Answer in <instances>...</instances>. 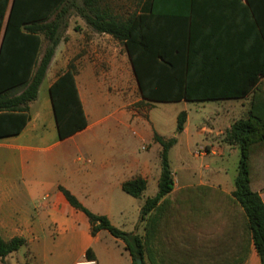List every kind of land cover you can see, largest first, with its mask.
I'll return each instance as SVG.
<instances>
[{
  "label": "crops",
  "instance_id": "crops-1",
  "mask_svg": "<svg viewBox=\"0 0 264 264\" xmlns=\"http://www.w3.org/2000/svg\"><path fill=\"white\" fill-rule=\"evenodd\" d=\"M152 2L139 0L138 14L149 13ZM156 12L160 38L163 42L172 41L173 71L178 72L174 79L180 77L183 84L202 88L201 91L206 93L224 94L244 91L252 79L258 78L256 91L263 89L261 94L264 96V76L260 74L264 69V37L257 30L244 0H157ZM78 20L85 22L81 17ZM93 36L90 43H83L78 49L82 48V52L106 50L105 41L114 40L96 32ZM127 60L132 68L127 51L120 56L119 62L113 63L119 68ZM78 63L79 69L83 70H90L97 64L89 62L86 56H82ZM51 64L39 94L45 81L50 79V90L58 77L69 69L66 62V71L56 75L55 70L59 69L52 68ZM107 64L109 66L111 62ZM93 80L95 83L98 79ZM76 82L87 116L86 129L60 140L51 97L49 102L34 106L38 94L30 103L31 120L26 128L18 135L0 138V236L5 241L20 237L27 242L25 247L6 258L10 264L12 260L16 264H77L85 259L96 260L98 264H132L124 242L107 230L94 236L88 217L72 207L60 191L61 187L68 190L85 208L96 215L106 216L116 228L145 235L146 222H140L141 209L145 201L158 192L143 200V196L134 198L126 194L122 186L126 181L142 177L148 186L152 180L158 187L161 166L148 156L134 152L126 137L116 135L119 128L128 129L140 144L149 147L147 152L156 147L158 155L162 148L154 141L155 133L166 139L175 137L178 142L182 136H186L188 142L195 134L205 137L207 153L201 156L195 153L196 157L225 160L240 156L237 146L224 141L227 131L237 120L223 124L218 130L208 123L194 133L186 111L185 129L177 135L160 129L151 116L152 109L141 114L116 110L110 116L90 122V112L94 111L89 101L95 104L96 99L85 98L79 86V76H76ZM255 92L240 99L211 97L199 101L248 102L244 114L247 118ZM141 100L145 104L151 103ZM242 106L231 105L229 110L233 112ZM47 121L52 139L47 141V146H42L49 140L44 129ZM121 144L125 148L123 153L119 147ZM206 171L208 173L200 175L197 180L187 179L184 185L174 176L175 188L207 186L227 194L236 190V178L232 180L224 167L216 169L208 165ZM255 180L264 202V174ZM23 249L20 257L19 252ZM0 264H4L1 258ZM246 264H261L253 245Z\"/></svg>",
  "mask_w": 264,
  "mask_h": 264
},
{
  "label": "trees",
  "instance_id": "trees-1",
  "mask_svg": "<svg viewBox=\"0 0 264 264\" xmlns=\"http://www.w3.org/2000/svg\"><path fill=\"white\" fill-rule=\"evenodd\" d=\"M257 30L264 37V0H244ZM138 8V5H137ZM157 0L149 13L122 14L112 0H0V138L20 134L31 120L30 103L38 97L56 50L73 13L98 34L121 43L129 56L140 96L151 103L201 102L204 98H245L254 93L258 78L244 91L206 93L183 84L173 71L172 41L159 36ZM259 9L261 12L259 13ZM262 19V20H261ZM46 43L42 53L43 44ZM264 76V69L260 71ZM73 65L52 84L50 97L58 135L64 140L88 126ZM186 81V80H185ZM177 82V83H175ZM258 88L247 118L237 120L225 135V143L240 151L236 190L227 194L207 186L176 189L169 154L177 144L154 134L161 146L158 193L148 198L140 215L145 235L128 233L112 225L106 216L92 213L63 187L60 191L72 207L89 219L95 236L107 230L125 244L132 264H246L253 245L264 264V202L256 180L264 174V96ZM188 120L178 116L177 133ZM148 182L142 177L126 181L123 191L141 198ZM24 238L5 241L0 236V258L25 247ZM89 253V251H88Z\"/></svg>",
  "mask_w": 264,
  "mask_h": 264
},
{
  "label": "rangeland",
  "instance_id": "rangeland-1",
  "mask_svg": "<svg viewBox=\"0 0 264 264\" xmlns=\"http://www.w3.org/2000/svg\"><path fill=\"white\" fill-rule=\"evenodd\" d=\"M114 5L117 6V11L126 14L133 13L137 8L139 0H112ZM77 14L73 13L69 20V28L64 33L63 39L58 46L54 60L51 64L52 68L59 69L55 70L56 75H60L66 71L64 63H68L67 66L73 65L77 70V76H79V86L81 92L88 99L95 97V104L93 101L90 102V107L94 113L90 112V122L95 119H102L110 116L113 111H125V112H137L139 114L146 113L152 109L151 116L154 122L160 127L163 132H175L177 135V121L178 116L181 112L187 111L190 117V126L194 133H196L203 126H208V123L213 126L214 130H218L223 124H228L234 120L244 118L248 110V102L241 103H218V102H176V103H146L141 100L140 92L138 89L137 81L134 76L133 70L130 67V63L127 60L126 63L121 65L119 68L115 66L113 62L120 61V56H124L126 53L125 47L115 40L111 42L105 41V49L94 52L93 49L84 50L78 49L83 43H90L94 36L93 30L87 26L83 21L78 20ZM46 43L43 44L42 53L44 52ZM82 56H86L89 62L97 63L96 66L90 70L79 69V60ZM103 62L102 64H100ZM111 62V64H107ZM105 63V64H104ZM87 65V64H85ZM119 63H117V66ZM114 66L116 68H114ZM89 73V75H87ZM91 74L95 76H91ZM98 79L93 83V79ZM81 78V79H80ZM49 80L45 81L38 98V102L34 106H41L44 101L49 102L50 92L48 89ZM231 105H243L235 111L229 110ZM99 106V107H96ZM146 119V116H144ZM51 119V123H52ZM46 127L45 133L48 135L46 143L42 146H47L52 139L51 131L48 121L45 122ZM118 133V134H117ZM116 135L126 137L128 143L131 142L132 150L139 153L141 156H148L156 164H160V154L158 150L153 147L149 152V147L139 143V140L129 130L118 129ZM117 140V139H116ZM205 137H198L196 134L191 142H188L186 136H182L170 151L169 158L172 168V172L178 183L181 185L186 184L187 179L197 180L200 175H205L206 166L211 165L212 168L224 167L229 177L234 180L239 171L240 156H231L225 160L222 158L215 157L214 159L196 157L195 153L200 150H204ZM145 146V150L143 149ZM124 152L125 148L123 144L119 146ZM161 153V151H160ZM207 153V152H206ZM240 153V151H239ZM158 192L157 185L151 180L147 191L144 193L141 199L153 197ZM23 250L19 252V256H23ZM12 264H16L12 260Z\"/></svg>",
  "mask_w": 264,
  "mask_h": 264
},
{
  "label": "built area",
  "instance_id": "built-area-1",
  "mask_svg": "<svg viewBox=\"0 0 264 264\" xmlns=\"http://www.w3.org/2000/svg\"><path fill=\"white\" fill-rule=\"evenodd\" d=\"M206 152H207L206 149H204V150H200V151L197 153V155H198V156L205 155ZM77 264H98V262H97L96 260L85 259L84 261L79 262V263H77Z\"/></svg>",
  "mask_w": 264,
  "mask_h": 264
},
{
  "label": "water",
  "instance_id": "water-1",
  "mask_svg": "<svg viewBox=\"0 0 264 264\" xmlns=\"http://www.w3.org/2000/svg\"><path fill=\"white\" fill-rule=\"evenodd\" d=\"M137 264H144V263H143V260H142V259H139V260L137 261Z\"/></svg>",
  "mask_w": 264,
  "mask_h": 264
}]
</instances>
